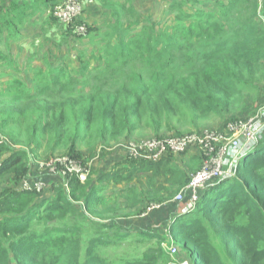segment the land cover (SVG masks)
<instances>
[{
	"label": "trees",
	"instance_id": "1",
	"mask_svg": "<svg viewBox=\"0 0 264 264\" xmlns=\"http://www.w3.org/2000/svg\"><path fill=\"white\" fill-rule=\"evenodd\" d=\"M16 1L0 13V30L7 41L19 38L24 10L17 17L22 0ZM48 1L40 0L33 7L30 0H23L20 5L38 12ZM97 1L95 15L116 20L109 24V17L103 19L104 27L89 23L82 18L84 8L74 23L83 24L85 32L67 31L81 42L80 52L92 51L84 56L78 52L79 71L67 73L54 62L37 66L30 55L29 67L37 66L33 84L24 87L13 79L4 82L6 90H0V98L8 93L0 104V129L13 127L8 142L19 147H0V264H155L157 256L163 260L160 246L166 238L159 232L118 229L130 210H142L141 203L133 201L124 218L113 224L107 221L126 210L119 208L121 201L109 203L111 195L102 194L101 183L117 178V172L87 176L83 184L67 176L66 187L61 173L36 168L46 171L42 181L37 180L41 186L26 190L20 182L28 163L38 157L81 162L82 154L76 151L79 141L94 145L97 140L101 150L138 130L160 135L183 120L194 125L197 120L220 118L233 112L257 78L264 76V0H208L214 8L188 0L201 5L192 12L186 10L190 4L184 8L185 0H174L166 8L167 15H173L167 22L148 19L130 26L129 33L110 32L108 27L114 31L121 27L115 11L134 12L137 17L136 11L124 4L114 6V0H100L99 8ZM0 61L14 71V63L2 50ZM235 117L225 125L239 120ZM29 154L33 156L26 159ZM197 159L201 164L202 158ZM164 160L140 162L121 180L128 183L134 172L149 179L160 177L155 175L156 166ZM166 171L181 178L179 187L187 184V172ZM127 192L133 195L135 189L123 193ZM173 227L192 244L198 264H264V137L234 177L203 190L195 209ZM131 242L139 245V254H116Z\"/></svg>",
	"mask_w": 264,
	"mask_h": 264
},
{
	"label": "rangeland",
	"instance_id": "2",
	"mask_svg": "<svg viewBox=\"0 0 264 264\" xmlns=\"http://www.w3.org/2000/svg\"><path fill=\"white\" fill-rule=\"evenodd\" d=\"M32 2V6L36 7L39 4L40 0H30ZM96 0H89L87 3L89 5L95 6ZM100 1V0H99ZM97 1V2H99ZM174 0H114L112 3L114 6L125 5L135 10L131 14H123L115 11V13L119 14V24L121 27L112 29L110 26L108 27L110 32H127L129 33V27H134L135 25H139L141 22L145 20H161L167 22L169 17H173V15H167L166 8L169 4ZM262 1V0H261ZM17 2L16 0H0V13L6 8L9 4ZM22 1L18 2L17 8V17L24 10L23 19L18 27L19 38L16 41H7L5 36V31L0 30L1 41H0V50L5 52L7 58L14 63L13 70L10 71L7 64H4L0 61V90H6L7 85L4 84L5 81L17 79L21 85L24 87H30L33 84L36 72V67L44 64H50L54 62L55 64L66 68V72L69 73L71 71H79L80 68L77 66L80 61H78L79 53L84 56L92 51L80 52L79 39L71 34H69L65 25H63L55 16L53 12V8L55 5L59 4L61 0H50L45 4V8L38 12H33L30 9L23 8ZM184 8L186 4H190L188 0L184 1ZM200 3H205L207 8H214L215 6H211L208 0H200ZM111 3V2H110ZM101 1L100 6L101 7ZM201 5L196 3L194 5H189V8L186 9L189 12H192L193 9L199 8ZM96 7V6H95ZM103 10L107 11L109 9L104 8ZM111 11L109 10V13ZM38 13V15H36ZM36 15V16H35ZM109 16H105L107 19ZM116 19H112L109 17L107 22L112 24V21ZM129 22V23H128ZM1 27V26H0ZM104 27V26H103ZM107 32V30H103ZM156 30L154 31V35H156ZM8 45V46H7ZM102 45V41H101ZM8 47V51L6 50ZM26 48H29V52H26ZM38 48V49H36ZM82 50V49H81ZM79 52V53H78ZM94 52H98L97 49ZM46 53L49 54L46 57ZM17 55L14 58V55ZM30 55H34L33 62L37 64V66L29 67L31 59ZM71 56L76 57V59H72ZM73 57V58H74ZM80 57V56H79ZM40 63V64H39ZM98 62H96V65ZM62 68V69H63ZM8 93H4L2 98H0V104L5 102L3 101L4 97ZM264 102V76L257 78V82L253 88L250 89L249 93H247L243 102L238 105V107L231 113L226 114L220 118L213 117L207 121L197 120L194 125H191L190 122L183 120L178 123H174L172 125V130H163L160 135H154L152 131L149 130H138L135 133L131 134L127 140H119L112 141L107 145H104L103 149H99V143L96 140L94 145L91 143H87V141H79L76 146V151L80 150V154H82L81 162L88 166V176H106L107 174H111L114 172L118 173L117 178H111L106 183H101L104 187V191L102 194H114V198L119 199L121 201L118 205L119 208H127L131 206L132 202L141 203L140 209H142L139 213H133L136 211L134 208L132 214L128 217L124 218L125 213L118 218H107V221L110 223H114L118 219H122L119 221L120 227L122 229H127L129 231H144L146 229V221L149 222L148 225H152L154 231L159 232L161 237L166 238L160 247H162L164 253V259L161 260L160 256H157V260L155 264H198L200 260L196 257L195 252L193 251V246L190 243L186 242L185 237L179 236L176 229L173 227L174 224L176 226V221L181 216L185 215L186 212L183 210L185 202L181 203H172L173 198L182 191V189L188 184L190 178L194 173L200 169L202 165L199 164V160H197L199 165H196L194 171L189 173V170L192 169L187 167V158L190 154L177 155L172 156L169 161H166L158 166H156L158 175L160 177H153L149 179V175L137 174L134 172L131 176V181L128 183H124L121 180V176H126L132 168H136L135 166H141L143 162L139 159L132 158L123 153L121 148V144L126 141L132 142H140L141 140L151 138V137H160V136H180V135H188L195 133L200 130H213V131H222L225 125V121L232 116H236L235 119L239 120H247L253 117L258 108ZM1 107L0 106V121L1 117ZM12 126V122L8 123V126ZM1 128L0 129V147L4 144H10L8 142L9 137L11 136L12 128L8 129ZM3 131L6 135L3 134ZM175 132V134H174ZM178 134V135H177ZM262 140V139H261ZM11 148L18 149V146H12ZM97 146V147H96ZM198 151V150H196ZM37 153H44L42 150H38ZM7 152L4 153L6 155ZM197 154V152H196ZM33 154L26 155V159L31 158ZM46 160L44 157H38L32 159L29 162L28 160V171L26 173L30 174L31 181L30 187L34 188L36 184V180L42 181V177L46 174V171H38L36 169V163L42 162ZM181 161V164L180 162ZM186 164V167L184 165ZM181 168L184 172H187L189 175V180L184 187L178 186V180H181L178 176L173 178V173L171 171H166V168L175 169ZM169 179V180H167ZM21 183V182H20ZM97 183V182H96ZM44 184H47L44 180ZM2 184L0 183V187ZM127 187H133L135 189V193L133 195L128 194H119V190H124ZM4 188V185L2 189ZM41 193V192H40ZM43 194V193H41ZM172 196V197H170ZM126 197V198H125ZM170 197V198H169ZM112 200H109V203H112ZM81 207V203L75 202L74 205ZM166 204L174 205L170 209L165 207ZM156 207L159 209H151V214L146 216L145 209L147 207ZM77 207V206H76ZM140 214V215H139ZM127 215V213H126ZM139 215L140 222L137 221V216ZM152 216V217H150ZM153 230V229H152ZM142 233V232H141ZM138 233V234H141ZM139 245L136 242H131V244L127 245L123 244L122 249L117 251L116 254L124 255L125 251L126 256H132L134 254H139L138 250ZM115 252V250H114ZM134 255V256H136Z\"/></svg>",
	"mask_w": 264,
	"mask_h": 264
},
{
	"label": "built area",
	"instance_id": "3",
	"mask_svg": "<svg viewBox=\"0 0 264 264\" xmlns=\"http://www.w3.org/2000/svg\"><path fill=\"white\" fill-rule=\"evenodd\" d=\"M54 16L65 25L66 31L73 34L85 32L83 24L74 22L83 12L82 0H61L53 8ZM264 137V102L256 114L247 120H233L224 125L222 131L203 130L180 137L147 138L140 142L126 141L121 144L125 155L139 159L145 163H156L172 156L196 151L202 158V165L190 178L188 184L172 200L174 203L185 202L183 210L187 213L195 209L203 190L214 186L236 175L237 168ZM56 164L59 166L56 167ZM36 168L49 172H59L65 177H76L80 183H85L88 176V166L69 157H57L50 161L36 163ZM30 174L21 181L23 189L31 190L41 186L36 180L34 188L30 187ZM154 209L148 207L147 212Z\"/></svg>",
	"mask_w": 264,
	"mask_h": 264
},
{
	"label": "crops",
	"instance_id": "4",
	"mask_svg": "<svg viewBox=\"0 0 264 264\" xmlns=\"http://www.w3.org/2000/svg\"><path fill=\"white\" fill-rule=\"evenodd\" d=\"M60 1V0H59ZM84 8H86V10H85V12L83 13V16H82V18L84 19V20H86V21H88L89 23H92L93 21V23L94 24H97V25H99V26H103L102 24H103V19H105V18H103V14H101V13H99V15H95V13L97 12L96 11V7L94 6V5H89V3H87V2H85V1H83V9ZM106 20V19H105ZM107 21V20H106ZM74 57V56H73ZM187 154H190L189 156H188V158H187V155H186V160H187V167H189V169L190 168H192V169H190L189 171L190 172H192V171H194V168H195V166L196 165H199L198 164V162H197V157H198V154H196V151L195 150H191V151H189ZM166 161H169V159H165L164 161H163V163L164 162H166ZM180 162V164H181V161H179ZM182 165V164H181ZM184 165H185V167H186V164L184 163ZM175 169V171H178V170H181V168H176V167H174ZM125 183V182H124ZM128 188L129 187H127V188H125L124 190H119V194L120 195H122V194H128V192L127 193H123L124 191H127L128 190ZM108 195H111V197H109V200H112L113 199V201L114 200H118L119 201V199H116V198H114V194H105V196L106 197H108ZM129 195V194H128ZM126 198V197H125ZM108 200V201H109ZM172 203H174V202H172ZM168 205H170V204H166L165 205V207L166 206H168ZM140 207V206H139ZM148 208V207H147ZM147 208L145 209L146 211H145V215L147 216L149 213H151V212H147ZM167 209H170V208H167ZM133 210V209H132ZM121 214H123V213H125V215L124 216H126V210L125 209H123L121 212H120ZM120 217V216H119ZM148 224H149V222H148ZM147 224V226H146V229L144 230V231H148L150 234H156V231H154V228H153V226L152 225H148ZM118 229H122L121 227L120 228H118ZM153 229V230H152ZM123 230H127V229H123Z\"/></svg>",
	"mask_w": 264,
	"mask_h": 264
},
{
	"label": "bare ground",
	"instance_id": "5",
	"mask_svg": "<svg viewBox=\"0 0 264 264\" xmlns=\"http://www.w3.org/2000/svg\"><path fill=\"white\" fill-rule=\"evenodd\" d=\"M249 154H250V153H249ZM249 154H247V155L245 156V158H247V156H248Z\"/></svg>",
	"mask_w": 264,
	"mask_h": 264
}]
</instances>
